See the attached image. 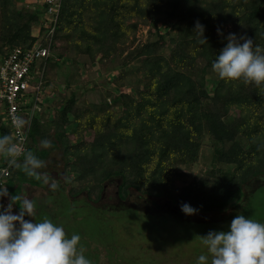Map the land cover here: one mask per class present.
Returning <instances> with one entry per match:
<instances>
[{"label":"trees","instance_id":"1","mask_svg":"<svg viewBox=\"0 0 264 264\" xmlns=\"http://www.w3.org/2000/svg\"><path fill=\"white\" fill-rule=\"evenodd\" d=\"M43 14L0 0V61L16 45L51 43L42 79L62 73L72 89L51 120L70 196L86 192L97 202L115 179L122 200L135 191L157 208L156 199L201 212L240 207L243 185L264 174V84L220 79L211 63L228 33L264 48V0H61L53 36ZM196 21L204 25L203 45ZM141 25L153 26L156 37L137 40ZM91 67L113 74L97 101L79 103L97 89L72 88ZM205 143L211 162L188 179ZM11 172L14 184L32 178Z\"/></svg>","mask_w":264,"mask_h":264},{"label":"rangeland","instance_id":"2","mask_svg":"<svg viewBox=\"0 0 264 264\" xmlns=\"http://www.w3.org/2000/svg\"><path fill=\"white\" fill-rule=\"evenodd\" d=\"M136 36L137 40L146 42L156 37V29L141 25ZM86 60V56L79 57L81 63ZM69 68L76 72L74 67ZM112 74L91 67L87 77L83 76L84 79L74 83L72 88H77L78 93L83 87L96 85L93 87L97 89L92 93H82L79 103L86 98L97 101L99 92L108 87ZM65 76L59 73L53 81H43L40 93L54 95L58 99L63 93L69 95L72 89L65 88ZM40 80L38 75L32 81L38 83ZM29 92L35 94L32 89ZM211 151L209 143L202 146L199 160L187 173L188 179L199 175L201 169L210 164ZM66 176L64 168L60 167L59 174L55 175L56 190L46 185L43 191L28 198L35 201L36 220L47 217L62 224L67 235H80L84 255L91 264H196V257L204 252L200 235L209 230H227L237 214L264 222V174L243 185L245 196L239 208L197 211L193 215L184 214L180 205L169 199H156L160 204L157 208L151 204V197L135 191L122 200L118 196L115 179L107 182L104 196L97 202L90 201L86 192L72 197L68 194L70 186L65 182ZM25 219L33 218L25 216Z\"/></svg>","mask_w":264,"mask_h":264},{"label":"clouds","instance_id":"3","mask_svg":"<svg viewBox=\"0 0 264 264\" xmlns=\"http://www.w3.org/2000/svg\"><path fill=\"white\" fill-rule=\"evenodd\" d=\"M197 43H206L204 25L194 23ZM217 33L221 34L218 28ZM227 42L215 55L211 68L220 79L240 81L244 84H264V48L254 45L251 38L228 33L223 37ZM25 119L12 118V125L22 129ZM47 139L40 145L49 147ZM23 152V161H18ZM0 155L6 157L12 168L22 167L29 176H35L51 190L58 184L55 178L38 170L44 161L32 152L24 151L19 141L9 135L0 136ZM8 203L0 204V264H91L84 255L78 233L67 235L62 224L44 217L36 220L35 201L22 195H10L6 184L0 183V198ZM18 211L13 213V205ZM181 211L186 215L195 214L198 209L184 202ZM25 216L33 219H25ZM204 252L196 257V264H264V222L242 214L235 215L227 230H209L200 235Z\"/></svg>","mask_w":264,"mask_h":264},{"label":"built area","instance_id":"4","mask_svg":"<svg viewBox=\"0 0 264 264\" xmlns=\"http://www.w3.org/2000/svg\"><path fill=\"white\" fill-rule=\"evenodd\" d=\"M43 3V22L48 28L47 35L53 36L56 31V23L61 7V0H41ZM36 34H39L37 31ZM51 54V43L43 44L37 41L31 47L16 45L0 61V101L6 103V117L10 125L12 137L19 141L24 151L27 150L29 133L32 126V118L26 120L22 113L21 101L25 92L34 90L40 94L43 83V69L40 66ZM40 75L41 80L34 83L35 77ZM19 116L25 119V126L17 130L12 125V118ZM23 155L17 157V160ZM11 174V167L7 163L0 167V183L5 184Z\"/></svg>","mask_w":264,"mask_h":264},{"label":"crops","instance_id":"5","mask_svg":"<svg viewBox=\"0 0 264 264\" xmlns=\"http://www.w3.org/2000/svg\"><path fill=\"white\" fill-rule=\"evenodd\" d=\"M32 8H42L43 3L38 0L37 3L34 0H21L20 3ZM33 91V90H32ZM30 96V99H27ZM60 101L54 95H48L45 93H40L38 96L36 93L27 91L25 92L23 99L21 101L22 113L26 120L32 118V123L35 122L37 125L35 127L36 133L33 136H29L27 152H32L39 159L44 161L45 166L38 171L45 173L49 176L50 180L56 178L55 175L59 174L60 167L64 168V161L62 157V149L60 147H55V128L51 124V120L56 111L60 108ZM9 135L12 137V132L10 125L6 117V103L0 101V136ZM47 139L50 144L49 147L44 148L40 145V141ZM18 161H23V155L18 159ZM6 162V157L0 155V167H2ZM18 171H23L22 167H17ZM12 173V172H11ZM30 180L14 184L12 180L5 182L8 188L9 194L22 195V196H35L41 190L46 187L45 184H39L41 181L35 176ZM33 182V183H32ZM8 198H0V204H7ZM13 213L18 211V205L14 204Z\"/></svg>","mask_w":264,"mask_h":264},{"label":"water","instance_id":"6","mask_svg":"<svg viewBox=\"0 0 264 264\" xmlns=\"http://www.w3.org/2000/svg\"><path fill=\"white\" fill-rule=\"evenodd\" d=\"M105 189H106V185L104 186V190H103V193H102V198L104 196Z\"/></svg>","mask_w":264,"mask_h":264}]
</instances>
